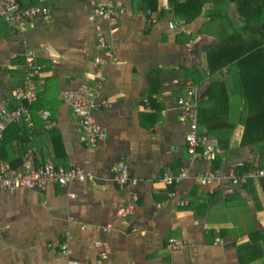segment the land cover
<instances>
[{"label":"crops","instance_id":"obj_1","mask_svg":"<svg viewBox=\"0 0 264 264\" xmlns=\"http://www.w3.org/2000/svg\"><path fill=\"white\" fill-rule=\"evenodd\" d=\"M39 1L38 6L51 9L49 21L31 19L21 33L0 23V106L16 105L14 89L26 74L23 53L34 51L43 67V83L30 109L33 126H8L0 160L19 168L30 150L35 164L78 166L88 178L45 190L0 189V264H264L263 186L256 180L242 187L230 184L236 160L224 153L223 161L192 158L185 142L189 124L180 119L178 100L187 97L192 69H207V53L220 41V28L206 16L190 23L172 13L160 17L169 11V0H157L156 11L147 7L149 0H115L124 14L114 28L96 14L95 0ZM99 32L110 38L117 62L106 67L104 97L112 106L94 111L104 137L91 150L62 92L93 85ZM186 36L191 41H184ZM156 70H173L180 78L159 85ZM236 77L225 68L200 80L195 101L200 106L213 81L228 83L230 119L239 122L245 100L233 104L235 96L243 97L233 84ZM43 109L51 112L54 126L46 127ZM241 138L238 131L235 142ZM120 161L130 166L137 186L122 188L115 182L114 166ZM182 167L188 177L164 185L163 178ZM211 172L216 178L203 185ZM135 195V213L119 216L120 205ZM67 231L73 238L64 252ZM170 238H183L187 245L168 249Z\"/></svg>","mask_w":264,"mask_h":264},{"label":"built area","instance_id":"obj_2","mask_svg":"<svg viewBox=\"0 0 264 264\" xmlns=\"http://www.w3.org/2000/svg\"><path fill=\"white\" fill-rule=\"evenodd\" d=\"M95 12L102 20L106 21L111 28L124 14L123 9H118L115 0H95ZM42 18L45 21L51 19V9L45 6H33L23 9L19 0H0V23L5 22L12 25L16 32H24L27 23L31 19ZM171 29L174 28L169 23ZM98 45L101 48L100 54L95 58V70L93 75V85L82 83L76 88L64 89L62 92L63 103L72 110L78 119L82 130V140L91 150L98 146V143L104 137L102 125L96 119L94 111L101 107L110 108L112 104L104 97L105 71L110 63H116L117 58L112 51V42L109 37L99 32ZM25 61L26 74L21 84L14 89V99L16 105L9 108L5 105L0 106V140L11 124L25 123L28 127L33 126L32 116L30 114L31 105L38 99V89L43 83L40 76L43 74V67L36 60V53L30 51L23 53ZM187 96L178 100L180 108V119L188 122L189 128L185 135L188 154L198 160L215 161L217 158V143L208 137L200 135V124L198 116V103L193 100L197 95V87L191 82L186 84ZM42 119L46 127L55 125L51 119L52 114L49 109H43L41 112ZM243 166L242 160L234 161L231 164L229 183L234 186H245L255 178L264 177V168H254L249 171L239 173L240 167ZM115 182L122 188L137 186L138 180L131 174L130 166L126 161H120L114 166ZM217 173L211 172L202 178L203 185L211 183L216 178ZM188 177V170L182 167L179 173L166 176L163 183L166 186H173ZM88 174L81 167H71L68 169L55 167L53 163L35 164L33 151H28L22 158L21 166L13 167L9 162L0 160V189H27V190H45L50 184H60L63 186L71 185L74 182H84ZM175 193H170L174 197ZM73 198L76 194L73 193ZM138 196H133L132 202L121 204L118 210L119 216L127 218L135 213V204ZM181 205H186L185 201ZM85 229L86 226H83ZM113 226H107V231H111ZM66 240L62 244V251L67 252L68 242L71 240V232H65ZM218 241L223 242L221 237ZM187 241L183 238H170L167 247L171 250L184 248ZM71 264H89L73 262Z\"/></svg>","mask_w":264,"mask_h":264},{"label":"trees","instance_id":"obj_3","mask_svg":"<svg viewBox=\"0 0 264 264\" xmlns=\"http://www.w3.org/2000/svg\"><path fill=\"white\" fill-rule=\"evenodd\" d=\"M19 1L22 7L40 4L39 0ZM147 7L156 11L157 0H149ZM169 13L185 23L206 16L211 26L217 25L221 30L220 41L207 53V69H192L189 78L194 80L191 84L199 88L200 80L204 81L227 68L229 74L237 73L233 84H238L245 100L240 121H232L230 84L213 81L200 106L198 103L200 135L217 141L220 161L224 160L222 153L230 161L242 160L239 173L264 168V0H169V11L159 15ZM190 38L186 36L184 41ZM153 75L158 78L159 85L180 78L179 73L173 70H156ZM193 100H197V95ZM32 105L30 109L34 110ZM51 119L55 121L53 117ZM240 128L242 138L240 143H236L235 134ZM203 130L205 132L202 133ZM68 168L71 167H65ZM253 180L260 181L264 190V177Z\"/></svg>","mask_w":264,"mask_h":264},{"label":"rangeland","instance_id":"obj_4","mask_svg":"<svg viewBox=\"0 0 264 264\" xmlns=\"http://www.w3.org/2000/svg\"><path fill=\"white\" fill-rule=\"evenodd\" d=\"M244 97H238V98H236V96L234 97V106L236 107V106H238V105H242L243 104V101H244V99H243ZM233 113L236 115V116H240V112H234L233 111ZM242 131V128H240V132Z\"/></svg>","mask_w":264,"mask_h":264}]
</instances>
